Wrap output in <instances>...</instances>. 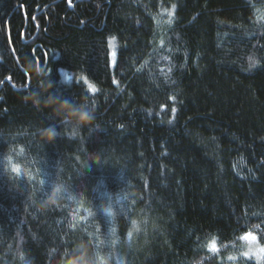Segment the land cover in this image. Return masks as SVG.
<instances>
[{"label":"trees","instance_id":"1","mask_svg":"<svg viewBox=\"0 0 264 264\" xmlns=\"http://www.w3.org/2000/svg\"><path fill=\"white\" fill-rule=\"evenodd\" d=\"M28 62L94 119L26 101ZM246 231L264 244V0H0V264L77 246L93 264H257Z\"/></svg>","mask_w":264,"mask_h":264},{"label":"clouds","instance_id":"2","mask_svg":"<svg viewBox=\"0 0 264 264\" xmlns=\"http://www.w3.org/2000/svg\"><path fill=\"white\" fill-rule=\"evenodd\" d=\"M24 71L32 74L37 80H42L40 87L32 92H30L25 100L30 102L34 107L42 110H48L52 117L55 118L62 124L72 126L73 129H78L83 125L90 123L96 112V105L92 103L87 96H82L79 101L73 102L67 98L57 95L52 92L55 87V82L48 78L50 75L46 73L45 69L39 64H33L28 62ZM57 126L49 125L40 131V136L47 140L48 142L53 141L57 137ZM8 169L11 173L20 175L23 173L28 179H32V173L27 169L22 167L18 162H13L11 155L4 158ZM39 179V177H36ZM60 192L59 187L54 188L50 197L49 202H53ZM104 212L106 214H111V208L105 207ZM137 225L134 223L133 228L135 229ZM248 240L252 241L255 237L249 235ZM249 252L254 253L259 259L264 256V248L252 247L248 249ZM80 252V246H77L76 253ZM76 253H64L61 255L59 264H93V261L87 255H76ZM56 255L55 250L50 252V257ZM96 260L99 264H108L109 258L105 256H97Z\"/></svg>","mask_w":264,"mask_h":264},{"label":"snow or ice","instance_id":"3","mask_svg":"<svg viewBox=\"0 0 264 264\" xmlns=\"http://www.w3.org/2000/svg\"><path fill=\"white\" fill-rule=\"evenodd\" d=\"M69 4H71V0H69ZM175 7V6H173ZM172 13H169V15H171ZM112 40H114L115 38H111ZM115 56H116V53L115 52H111L110 53V57H111V61H112V65L114 66L115 65ZM255 63V61H253V64ZM252 65H250L251 67ZM9 80L11 79V77L8 78ZM84 83L87 84V87H88V90L91 92V93H96L97 92V88L89 83L88 79L87 78H84ZM177 111V109L175 107L172 108V113L175 114ZM169 123H171V121H169ZM251 235L253 237H255L254 240L250 241L247 239V237ZM241 240L243 241H249L251 242L252 246L248 247L247 250L243 251L241 253V256L245 259H253L255 258V260L257 261V264H264V256H261L259 259H257L256 255L254 253H251L248 251L249 248H252V247H260V248H264V244H261L260 243V236L251 232V231H246L241 237H240ZM215 244V247L213 248H210L211 251L213 252H218L219 249L215 243V240L213 239V241L210 243V244ZM237 259L236 256H231L229 257V260H232V261H235Z\"/></svg>","mask_w":264,"mask_h":264},{"label":"rangeland","instance_id":"4","mask_svg":"<svg viewBox=\"0 0 264 264\" xmlns=\"http://www.w3.org/2000/svg\"><path fill=\"white\" fill-rule=\"evenodd\" d=\"M109 45H110V53L111 52H115L116 53V49H115L116 42H115V40H111L109 42ZM116 59H117V55L115 56V64H116ZM110 64H111V68L114 69L115 65L114 66L112 65L111 57H110ZM62 75H63V80L65 82H71L74 79L76 81L80 80V78H75V76L73 74H71V73L68 74V72H66V71H62ZM243 245L245 247L244 251L247 250L248 247L252 246L251 242H249V241H243ZM213 247H215L214 243L211 244V248H213ZM253 259L255 260V258H253Z\"/></svg>","mask_w":264,"mask_h":264}]
</instances>
